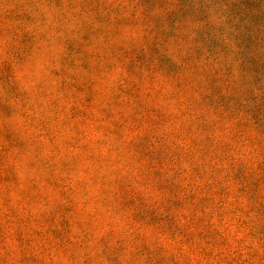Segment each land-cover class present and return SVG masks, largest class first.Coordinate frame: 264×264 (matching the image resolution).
<instances>
[{
	"label": "rangeland",
	"instance_id": "rangeland-1",
	"mask_svg": "<svg viewBox=\"0 0 264 264\" xmlns=\"http://www.w3.org/2000/svg\"><path fill=\"white\" fill-rule=\"evenodd\" d=\"M0 264H264V0H0Z\"/></svg>",
	"mask_w": 264,
	"mask_h": 264
}]
</instances>
